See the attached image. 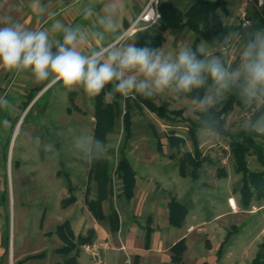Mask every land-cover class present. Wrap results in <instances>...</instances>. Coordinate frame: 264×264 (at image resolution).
Listing matches in <instances>:
<instances>
[{"label":"rangeland","instance_id":"1","mask_svg":"<svg viewBox=\"0 0 264 264\" xmlns=\"http://www.w3.org/2000/svg\"><path fill=\"white\" fill-rule=\"evenodd\" d=\"M147 1L119 0L121 31L125 30L126 22L134 20L140 7ZM187 1L189 0H175L180 6L186 5ZM223 1L227 4L226 13L219 11V15L226 25L248 24L246 18L249 13L264 10V7L257 8L253 3L245 0ZM158 2L160 12L161 5L169 0H158ZM103 3L104 0H53L47 8L49 12L55 14V17L48 15L41 17L39 28L48 29L53 19H60L68 26L82 27L89 34L91 38L85 48L86 51L100 47L101 41L91 36L92 31L100 27L97 19L86 18L82 12L85 7L92 6L97 13L103 14ZM143 10H140L139 15ZM159 22L155 25H159ZM151 28L154 29L153 26ZM145 31L147 28L127 38L136 42V34ZM165 34L167 40L162 47L166 51H175L183 43L192 45L195 38V35L186 29ZM235 34L239 37L237 33ZM107 39L112 40L115 37L108 36ZM116 43L119 41L116 40ZM241 44L240 37L234 38L232 34L226 38L224 44L211 49L221 55L225 63L231 67L239 59L236 49ZM39 89L41 90L37 93ZM29 93L38 95L26 108L30 98ZM108 93L104 97L105 103L114 101L113 95ZM4 97L9 101L6 108H0V217L5 225L3 227L5 234L7 235L10 228L17 242L19 239L24 240L26 255L39 254L46 250L45 258L32 261L31 264H56L63 261V257L54 250L65 245L57 229L69 223L74 236L71 237L73 243H77L79 237H90L91 233L95 235L92 244L78 246L70 256L78 252L82 264H99L94 249L97 245V233L92 226L98 223L108 230L109 223L106 220L99 222L89 208L90 203L98 199L100 185L92 173L95 162L85 161L76 144V138L79 136H95L96 96H90L79 87L69 91L61 84L36 83L30 72L17 71L14 80L9 82ZM154 98L158 104H166L170 110L184 109V118L197 119L198 113L203 111L191 101L178 99L175 95L159 94ZM225 98L226 94L219 101ZM17 101L22 102L20 108L22 118L18 127L15 126L12 131L14 123L6 119L18 115L15 111L17 106H14ZM119 103L121 117L115 120L112 130L107 133L104 142L108 154L102 157L104 161L100 166L107 163L111 177L110 188H113V194L108 195L107 200L103 202L104 212L107 215L113 209L117 210L123 233L112 232L110 237L100 241L108 243V248H123V245L126 246L125 229L133 226V223L139 225L138 235H135L132 242V247L135 249H128L126 246V251H122L119 259L116 257L113 259V251L104 255L101 249L99 257L105 261L113 260L116 264L119 262L126 264L127 260H130L127 264H178L171 260L174 253L167 251L174 240L170 238L167 242L165 238L166 220L159 219L155 226V223L147 220L148 217L144 215L145 206H142L144 210L142 216L138 217L134 213L137 211L136 205L131 204L124 196H118L120 184L115 171L119 164V149L125 140L123 131L125 98H121ZM132 106L133 133L126 145V156L137 174L136 188H139L137 194L146 196L144 189L149 188L147 197L157 199L155 206L165 205L169 194L175 195V191L179 188L177 182L179 184L182 182L177 175L180 155L170 146L168 135L174 131L188 138L186 123L181 120L174 127H168L169 125L147 109L141 110L135 104ZM29 110H31L30 114L24 119ZM249 112L251 110L246 106L243 109L236 108L230 113L226 119L228 130L233 133L242 130L243 122L249 119L246 116ZM200 134H202L200 140L203 155L209 156L214 163L206 162L203 165L200 170V181L189 190L186 199H195L197 203L195 212L201 218L207 219L205 221H209L224 207L225 203L222 199L226 198L225 192L239 195L240 176L235 173L231 152L226 149L229 141L214 132L201 131ZM158 143L162 144V149L158 148ZM188 149H192L190 141L181 147V152ZM172 154L174 157L171 156ZM248 162L251 169L264 170V167L257 164L255 158L249 157ZM220 167L225 168L230 177L219 178ZM180 185L181 188H189L186 183ZM185 190L182 191L183 195ZM3 194H6V200L1 201ZM233 205L236 206L235 201ZM235 208L237 214L219 221L220 226H224L226 230L223 239L218 236L213 241L209 240L204 233L197 234L199 233L197 230L191 234L189 245L187 244L181 255L180 264H251L253 262L264 234V229L259 232L264 217V200L253 201L248 209H245L239 201ZM250 213L259 214L249 216ZM146 226H154L155 229L150 236L152 240L149 241L144 230ZM73 230L79 236H76ZM170 230L176 235L183 232L172 227ZM226 235L229 237L227 238ZM225 237L228 240L220 251L219 248ZM146 246L148 251L145 250ZM87 248L90 253H86ZM124 252H128L129 256Z\"/></svg>","mask_w":264,"mask_h":264},{"label":"clouds","instance_id":"2","mask_svg":"<svg viewBox=\"0 0 264 264\" xmlns=\"http://www.w3.org/2000/svg\"><path fill=\"white\" fill-rule=\"evenodd\" d=\"M32 8L41 17H55L41 0H33ZM119 13V0H104L103 14L92 6L83 9V16L95 17L100 26L91 36L100 40L101 46L87 51L91 37L80 26L53 19L48 29L30 28L12 15L0 17V67L28 71L36 83L61 84L69 91L79 87L90 96L109 86L108 94L125 99L134 94L182 97L203 89L202 95L192 96L193 105L203 111L236 91L241 102L255 113L243 122L242 131L264 137V28L253 27L245 33L236 49L239 62L229 67L204 41L195 48L180 44L175 51L153 47L150 41L138 46L120 30ZM108 36L115 39L108 40ZM233 37L239 39L235 33ZM8 104L0 96V108ZM76 144L87 162L108 154L105 142L94 135L79 136ZM44 147L47 151V145Z\"/></svg>","mask_w":264,"mask_h":264},{"label":"trees","instance_id":"3","mask_svg":"<svg viewBox=\"0 0 264 264\" xmlns=\"http://www.w3.org/2000/svg\"><path fill=\"white\" fill-rule=\"evenodd\" d=\"M190 7L186 12L180 11L173 3L164 2L161 5V21L159 25L147 28V31L136 34V43L138 46H143L145 42L150 41L153 47H162L166 41L165 33L168 31H183L188 30L195 35L192 47L195 48L200 41H205L212 48L217 47L220 44H224L227 37L233 33H237L243 43L245 39V33L250 28H264V10L261 12L249 13L246 20L248 24H239L238 26L226 25L223 18L219 15V11L226 13V2L223 0H190ZM239 62V59L231 66L234 67ZM39 89L37 93L40 91ZM111 91V87H106L99 95H96V130L95 137L105 141L107 133L112 130L115 120L121 117V105L119 100L122 98L119 94L113 95L114 101L110 103L104 102V97L107 92ZM203 89L194 91L191 95H185L178 97L180 99L187 98L192 101V96L202 95ZM29 102L26 103V108L34 100L35 93L29 95ZM133 104L139 109H147L151 113L155 114L159 119L163 121L176 122L182 120L188 127V139L192 142L193 150L191 152H181L182 145L185 144L183 137H177L176 132H171L169 136V143L172 148L177 150V154H181L180 168L183 175H188L197 181L200 177L199 171L206 162L214 163L209 156H204L200 149L199 131L206 130L217 133L223 138L229 141L231 148V154L233 157L235 171L242 175L239 191L241 195V205L248 209L254 200H264V171L254 172L251 171L248 165V157L255 156L257 161L264 166V137H257L253 134H248L242 130L233 133L226 127V119L230 113L236 108H245L246 106L241 102L239 93L232 91L226 94V98L223 101L217 102L214 106L209 107L208 111H202L198 113V118L192 120L190 118H184V110H170L166 104H158L154 97L145 98L141 95H131L125 99L126 112L123 116V131L125 133V140L123 146L119 149V164L115 171L120 184V190L118 196L125 197L127 200H131L135 195V189L137 187V174L133 169L130 161L126 156V145L132 137ZM29 110L24 119L30 114ZM253 114L252 118L254 117ZM22 115L14 121L12 131L16 125V122ZM12 136V134H11ZM11 139V137H10ZM9 139V141H10ZM10 144V142H9ZM162 144L158 143V148L162 149ZM174 156V155H172ZM104 160L102 158L94 160L95 167L92 171L97 183L100 185L98 188L99 196L96 202L90 203L89 208L92 211L94 217L99 222L108 221L111 232L116 233L120 230L121 220L119 213L116 209H113L110 214H105L103 209V202L107 200L108 195L113 194V188H110L111 177L109 167L107 163L104 166H100ZM218 176L220 178L227 177V173L224 168L218 169ZM188 171H190L188 173ZM117 197V194H116ZM6 200V194H3L1 201ZM170 208V221L174 226H180L184 217L188 212V208L184 204L172 200L169 204ZM57 233L61 239L65 242V245L54 251L63 257V261L56 264H78L76 256H70L71 252L81 245H90L94 240V233L91 236L82 238L79 237L77 243H73L71 237H74L69 223L63 224V226L57 229ZM229 237V236H228ZM227 237V238H228ZM226 238V241L228 240ZM220 247L222 250L224 244ZM175 256L173 257L174 263H181V255L185 250V241L182 240L172 248ZM9 253V241L5 244L6 257ZM45 256V252L33 256H28L25 261L31 259H40ZM251 264H264V239L259 246V251Z\"/></svg>","mask_w":264,"mask_h":264},{"label":"crops","instance_id":"4","mask_svg":"<svg viewBox=\"0 0 264 264\" xmlns=\"http://www.w3.org/2000/svg\"><path fill=\"white\" fill-rule=\"evenodd\" d=\"M149 1L150 0H148L146 3L143 4L142 7H140V9H139V11L137 13V16L134 18V20L132 22H126L125 23L126 27H125V30L123 31L124 33H126L128 31V29L131 27V25L138 18L140 10H143V8L146 6V4ZM209 1H215V0H209ZM41 3L44 4L47 7V6H49V5H51L53 3V0H41ZM169 3H173L182 12H186L188 10V8L190 7V4H191L190 0L187 1V4L184 5V6H180V4L179 3L177 4L175 2V0H169ZM32 4H33V0H0V17H3L5 15H12L16 19H18L23 25H25L27 27L39 28L41 26V16L36 15L34 13L33 8H32ZM168 32L171 33L172 31H168ZM168 32H166V33H168ZM126 37H128V36H126ZM192 45H193V43H192ZM15 74H16V72L9 71V70H7V69H5L3 67H0V96L4 97L6 91H7L8 87H9V82L14 80ZM34 90H35V88L32 89V92ZM20 95L21 96H25L24 94L23 95L20 94ZM29 95H31V93H29ZM37 95H35V96H37ZM178 99H180V98H178ZM182 99H187V98H182ZM187 100H189V99H187ZM189 101H191V100H189ZM21 105H22V102H20V101L16 102V104L14 106H17V110H15V111L17 112L18 115L15 116L14 118L13 117L12 118L8 117L6 119L8 122L9 121H13V123H14V121L18 118V116L21 115V112H22L21 109H20ZM177 110H184V109H177ZM183 117H184V112H183ZM21 118L16 122V125H15L16 127H18V125L20 124ZM194 120H196V119H194ZM180 121L181 120L178 119V121H176V122H169V121H163V122H165L166 125H169L168 127H174ZM186 129H187V132H188L187 125H186ZM201 131L205 132L206 130H200L199 133H198L199 142H200V149H201V140L200 139H201V136H202V134H200ZM171 132H173V131H171ZM208 132H210V131H208ZM170 134L168 135V141H169ZM176 136L177 137H183L185 139V144L182 145V146H185L188 143V141H190L184 135H179V134L176 133ZM191 144H192V142H191ZM192 150H193V145H192V149L191 150L188 149L186 151H182V153L191 152ZM172 155H174V154H172ZM179 155H180V158H179L178 171H177L178 179L180 181H182V182H180V184L182 183L184 185L186 183V184L189 185L188 186L189 188H181V185L179 184V182H177V184L179 185V188H177V190L175 191L176 192L175 195L169 194L170 196H169V199L167 200L166 204L164 205V204L160 203L161 205L157 206V207L155 206V204L157 202V199H154V198L150 199V196L147 197V195L149 194V188H145L144 189L146 191V193H145L146 196H140L139 194H137V190L139 188H136L134 197L131 200H128L131 204H135L136 205L137 211L134 212V213L138 217L142 216V213L144 211L142 206H145V209H146L145 213L146 214H144V215H146L148 217L147 220H149L151 222H154L155 226H157V221L159 219L162 218V219L166 220L167 226L165 227L166 228V230H165V232H166L165 233V238H166L167 242L170 241V238H172L174 240V242L168 247L167 251H172V252H173L172 248L176 244H178L180 241H182V240L185 241V249H186L187 244L189 245V241H190L189 237L191 236L192 233L195 232V230L199 231V233H197V234L204 233L205 235L208 236L207 238L209 240L211 239L212 241L214 240V238L216 239V237H218V236L221 239H223V237L225 236L224 233H225L226 230H225L224 226H222V225L220 226L219 221H221L224 218L227 219L228 217H233L235 214H237V212H236L237 210H236L235 207L238 206V202L239 201L241 203L240 191H239V195L240 196L232 194V193H229V192H225L226 198L222 199L225 204H224V207L221 209L220 213H217L216 215H214V217L209 219V221H205L207 219L201 218V216L197 215V213L195 212L196 205H197L195 199H192V200L186 199L187 198L186 194L189 193V190H191V188H193V186H196V184H198V182L200 181V178H201L200 171H199L200 177H199V179L197 181H195L190 176V173H189L190 171H188V173H189L188 175H183L182 172H181V168H180V159H181L182 155L181 154H179ZM172 157H174V156H172ZM250 157L255 158L257 164H259L261 167H264L257 161L255 156H250ZM248 165H249V162H248ZM249 168H250V166H249ZM250 170L254 171V172L264 171V170H261V169L258 170V169H251V168H250ZM225 171H226V169H225ZM226 173H227V177H223L222 179H227L228 177H230V174H228V171H226ZM235 173L240 176V181H239V186H240L242 175L238 174L236 171H235ZM137 187H138V185H137ZM183 189H186L185 192H184V195L182 193ZM217 199H218V202L220 204L221 202H220V199H219L218 196H217ZM172 200H176V202H178L180 204H184L188 208V212H187L186 216L184 217V219L182 221V224L180 226H174V225L171 224V221H170L169 204L171 203ZM231 200H232V203L230 202ZM233 201H235L236 206L233 205ZM254 201L258 202V200H254ZM131 210H132V208H131ZM259 213H250L249 216H256ZM203 219H204V221H202ZM261 222H262V224H261V228H260L259 232L264 229L263 228L264 217H262V221ZM132 225L133 226H130L129 228L125 229V231H126V233H125L126 246H127L128 249L129 248L130 249L134 248V247H132V242H133V239L135 238V235H138V226L139 225H137L136 223H133ZM4 226L5 225L2 223V219L0 217V264H31L32 261L39 260V259H31V260L25 261L26 257L37 255V254L26 255V253H25L26 250H25V247H24V240L22 241V240L19 239V241L17 242L15 240V235L13 234V236H12L10 228H8L9 231L7 232V235H6L5 234V230L3 229ZM171 227L176 229V230H178V231H183V232H180V234L176 235V234H174V232H172V230H170ZM155 228H157V227H155ZM184 228H186L185 231H184ZM92 229H94V231L97 233V245L94 246V249L97 252V256L96 257H98V259H99V264H116L113 260H112V262L109 259L108 260L106 259V261H105V259L102 260L99 257L100 249L103 251L104 255L111 253L110 251H113V259H114V257L119 259V256L122 255V251H126V246L123 245V248H121V247H110V248H108V243H106L104 241L101 242L100 240H105V239H107L108 237L111 236L112 232H111L110 228L107 230L103 226L99 225L98 223H95V225L92 226ZM122 229L123 228H122V224H121L120 230L118 232H116V233H113V234H117V233H120V232L123 233ZM139 230H141V227H139ZM144 230L147 232L146 233V238L148 239V241L152 240V239H150L151 238L150 236H151L152 232L154 233V230H155L154 226H152V227L146 226L144 228ZM74 233H75L76 236H79V235H77V233L75 231H74ZM12 237H13V239H12ZM226 237H227V235H226ZM263 239H264V234H263ZM263 239L259 243V246L263 242ZM225 240L223 241V243H225ZM7 241H9V253H8V255L6 257H4L5 244L7 243ZM145 248H146L145 250L148 251L147 246ZM89 251L90 250L87 248L86 253H88ZM43 252H45V256L40 258V259L45 258L46 255H47L46 250L43 251ZM43 252H41V253H43ZM41 253H39V254H41ZM77 253L78 252H76V254L73 255V256L77 257L78 264H82L79 261L80 257H79V255ZM124 253L126 254V256H129V254H127L128 252L127 253L124 252ZM174 256H175V254H174ZM173 257L171 258L172 261H173ZM125 262L127 264V263L130 262V260H127ZM118 264H122V263L119 262Z\"/></svg>","mask_w":264,"mask_h":264},{"label":"built area","instance_id":"5","mask_svg":"<svg viewBox=\"0 0 264 264\" xmlns=\"http://www.w3.org/2000/svg\"><path fill=\"white\" fill-rule=\"evenodd\" d=\"M246 2L253 3L257 8L264 7V0H245ZM158 0H150L146 5L142 13L138 16L135 22L131 25L128 31L125 33L126 36H131L139 30H143L158 24L160 19L159 4ZM254 112L246 113V116L251 119ZM226 149L231 148L228 145ZM232 203V200L230 201Z\"/></svg>","mask_w":264,"mask_h":264}]
</instances>
